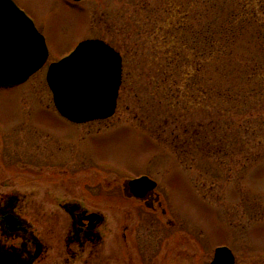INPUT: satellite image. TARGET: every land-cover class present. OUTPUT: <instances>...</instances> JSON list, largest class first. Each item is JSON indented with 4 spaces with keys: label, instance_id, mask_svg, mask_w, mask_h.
I'll return each mask as SVG.
<instances>
[{
    "label": "rangeland",
    "instance_id": "obj_1",
    "mask_svg": "<svg viewBox=\"0 0 264 264\" xmlns=\"http://www.w3.org/2000/svg\"><path fill=\"white\" fill-rule=\"evenodd\" d=\"M15 1L43 31L49 58L25 82L0 88V121H12L25 101L32 115L52 122L63 155L58 169L42 168L39 181L30 184L40 191L34 200L49 210L56 195L78 197L105 217L100 250L69 264H210L221 245L235 254V264H264V72L254 76L250 68L262 58L254 33L243 34L226 57L211 58L210 83L223 85L229 97L212 94L211 115L204 117L188 107L182 111L185 83L170 74L165 79L157 56L170 41L165 30L175 18L171 11L181 4L196 8L198 0H83L74 6ZM85 37L104 39L125 56L124 82L113 116L76 125L55 110L45 72L50 61ZM222 66L226 78L221 80ZM201 98L194 92L192 106L199 109ZM167 103H176L174 116ZM207 124L221 143L198 140L208 136L201 130ZM1 136L0 150L8 140ZM44 136L42 144L49 141ZM187 136L188 146L179 154L175 139L180 144ZM142 174L157 182L159 206L150 208L124 194V182ZM13 177H22L20 171L0 165V189ZM48 264L65 263L51 259Z\"/></svg>",
    "mask_w": 264,
    "mask_h": 264
},
{
    "label": "flooded vegetation",
    "instance_id": "obj_2",
    "mask_svg": "<svg viewBox=\"0 0 264 264\" xmlns=\"http://www.w3.org/2000/svg\"><path fill=\"white\" fill-rule=\"evenodd\" d=\"M58 1L74 6L83 0ZM18 108L20 114L13 116L12 121H0L1 138L5 135L8 139L7 146L0 150V165L4 170L20 171L22 176L5 178L1 184L0 264H48L51 259L69 264L82 254L92 256L103 244L105 217L98 210L86 207L78 197L56 195L49 210L43 202L34 200L40 191L30 184L39 181L42 168L58 169V155L63 153L57 151L58 137L53 135L52 122L32 115L31 105L25 101H20ZM42 135L49 139L48 143H40ZM67 157H64L66 161ZM139 201L150 208L160 205L155 193H148ZM92 212L96 213L95 217H89Z\"/></svg>",
    "mask_w": 264,
    "mask_h": 264
},
{
    "label": "water",
    "instance_id": "obj_3",
    "mask_svg": "<svg viewBox=\"0 0 264 264\" xmlns=\"http://www.w3.org/2000/svg\"><path fill=\"white\" fill-rule=\"evenodd\" d=\"M44 36L13 0H0V86L26 81L46 62ZM122 58L101 39H86L58 61L51 62L46 80L57 110L77 123L110 117L121 84ZM156 187L147 176L128 180L125 192L143 199ZM93 217V215H91ZM210 264H235L226 246L215 248Z\"/></svg>",
    "mask_w": 264,
    "mask_h": 264
},
{
    "label": "trees",
    "instance_id": "obj_4",
    "mask_svg": "<svg viewBox=\"0 0 264 264\" xmlns=\"http://www.w3.org/2000/svg\"><path fill=\"white\" fill-rule=\"evenodd\" d=\"M198 1L199 5L196 8L187 10V6L181 4L171 11L175 18L172 21L170 20L169 26L165 30V35L170 38V41H165L163 46L159 47L160 52L157 56L160 66L164 69L165 79L170 74L171 77H175V81L178 77H182V81L185 83L186 100L181 107L182 111L185 107H188L193 112H202V115L207 117L211 115L207 108L209 110V100L212 99V94L219 98L229 97L226 94L227 88L220 89L223 88V85L217 83L215 88L211 85L210 60L217 55L226 57L230 47L248 31L254 33L255 41L258 42L259 49L262 52V58L256 60L250 66L251 71L253 73L256 71L264 72V21L262 19L264 0ZM142 6L147 8L145 4H142ZM156 10L152 8L150 11ZM159 10H162L161 5ZM124 66L125 59H123ZM225 74V66H222L219 78L221 80L222 78L225 79ZM256 75L259 76V72L254 74V76ZM243 79L245 78H241L240 82H243ZM262 79L264 81V78ZM196 87L197 89L194 90ZM175 91L180 92V88H175ZM196 91L202 97L198 102L201 105L199 109L192 106L193 94ZM239 94L244 93L239 92ZM153 98L160 99L158 96H153ZM175 105L176 103H167L166 105L167 110L171 112V116H174ZM180 116L181 114H179ZM204 129L208 136L203 135L198 138L202 141V144L215 146L222 142V140L217 141L215 138L214 126H210V124L201 126V130ZM184 134L187 135L186 132ZM184 138L186 139H183L180 144L179 140L177 142L175 139L174 146L179 154H182L181 146H188L189 137Z\"/></svg>",
    "mask_w": 264,
    "mask_h": 264
}]
</instances>
